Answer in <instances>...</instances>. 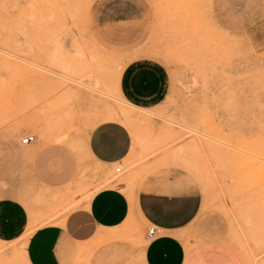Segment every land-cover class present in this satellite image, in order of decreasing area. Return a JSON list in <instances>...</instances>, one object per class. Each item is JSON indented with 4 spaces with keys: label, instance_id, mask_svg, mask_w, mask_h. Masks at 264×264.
Returning <instances> with one entry per match:
<instances>
[{
    "label": "rangeland",
    "instance_id": "obj_1",
    "mask_svg": "<svg viewBox=\"0 0 264 264\" xmlns=\"http://www.w3.org/2000/svg\"><path fill=\"white\" fill-rule=\"evenodd\" d=\"M234 3L250 18L241 29L219 20L216 0H0V125L76 141L100 122H120L133 140L127 161L84 200L105 184L126 195L196 192L188 241L203 236L243 264H264V0ZM138 59L168 72L166 97L152 109L118 90L121 70ZM34 189L23 182L15 193ZM57 195L38 211L27 205L31 226L0 241V264H27L36 215L58 213ZM131 233L93 243L69 264H129L114 245Z\"/></svg>",
    "mask_w": 264,
    "mask_h": 264
},
{
    "label": "crops",
    "instance_id": "obj_2",
    "mask_svg": "<svg viewBox=\"0 0 264 264\" xmlns=\"http://www.w3.org/2000/svg\"><path fill=\"white\" fill-rule=\"evenodd\" d=\"M234 1L216 0V11L226 27L241 29L250 18ZM168 84L162 64L138 59L121 70L118 90L129 104L152 109L165 99ZM25 135L23 129L0 125V183L6 185L1 187L0 241L13 242L30 228L27 205L31 201L38 211L49 194L60 196L58 213L36 215L37 227L24 249L27 264H69L71 256L81 258L83 248L120 239L130 231V243L114 245L117 255L129 264H243L233 249L215 240L202 236L198 242L188 241L187 232L202 204L196 192L143 190L126 195L118 185L105 184L84 200L91 185L98 180L105 183L106 176L127 161L133 140L120 122H100L76 141L46 136L23 145L20 139ZM23 182L35 185L33 196L15 193ZM150 228L154 235L147 238Z\"/></svg>",
    "mask_w": 264,
    "mask_h": 264
},
{
    "label": "built area",
    "instance_id": "obj_3",
    "mask_svg": "<svg viewBox=\"0 0 264 264\" xmlns=\"http://www.w3.org/2000/svg\"><path fill=\"white\" fill-rule=\"evenodd\" d=\"M35 140V136L33 135H25L20 139L21 144L25 145V144H29L32 143ZM115 173H119L120 167H115ZM154 235V228H150L147 232V238H151Z\"/></svg>",
    "mask_w": 264,
    "mask_h": 264
},
{
    "label": "bare ground",
    "instance_id": "obj_4",
    "mask_svg": "<svg viewBox=\"0 0 264 264\" xmlns=\"http://www.w3.org/2000/svg\"><path fill=\"white\" fill-rule=\"evenodd\" d=\"M71 2H73V1H71ZM65 4V3H64ZM123 104H125V103H123ZM128 104V103H127Z\"/></svg>",
    "mask_w": 264,
    "mask_h": 264
}]
</instances>
